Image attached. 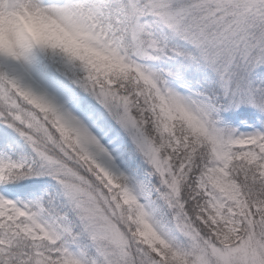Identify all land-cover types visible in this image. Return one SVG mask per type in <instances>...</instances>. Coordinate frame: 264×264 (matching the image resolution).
I'll return each instance as SVG.
<instances>
[{
  "label": "snow or ice",
  "instance_id": "6c2138e0",
  "mask_svg": "<svg viewBox=\"0 0 264 264\" xmlns=\"http://www.w3.org/2000/svg\"><path fill=\"white\" fill-rule=\"evenodd\" d=\"M0 264H264V0H0Z\"/></svg>",
  "mask_w": 264,
  "mask_h": 264
},
{
  "label": "clouds",
  "instance_id": "9594fccd",
  "mask_svg": "<svg viewBox=\"0 0 264 264\" xmlns=\"http://www.w3.org/2000/svg\"><path fill=\"white\" fill-rule=\"evenodd\" d=\"M2 24L5 29L15 28L35 35H40L44 26L43 22L39 19L29 17L23 13L5 18Z\"/></svg>",
  "mask_w": 264,
  "mask_h": 264
}]
</instances>
